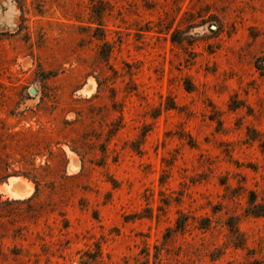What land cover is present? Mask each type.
Masks as SVG:
<instances>
[{
	"label": "rangeland",
	"instance_id": "374dc122",
	"mask_svg": "<svg viewBox=\"0 0 264 264\" xmlns=\"http://www.w3.org/2000/svg\"><path fill=\"white\" fill-rule=\"evenodd\" d=\"M0 264H264V0H0Z\"/></svg>",
	"mask_w": 264,
	"mask_h": 264
},
{
	"label": "bare ground",
	"instance_id": "6f19581e",
	"mask_svg": "<svg viewBox=\"0 0 264 264\" xmlns=\"http://www.w3.org/2000/svg\"><path fill=\"white\" fill-rule=\"evenodd\" d=\"M32 189V186L31 185H28V187H25V186H21V188H17V189H11V195L12 196H16V197H21V196H24L28 193H30Z\"/></svg>",
	"mask_w": 264,
	"mask_h": 264
},
{
	"label": "water",
	"instance_id": "95a60500",
	"mask_svg": "<svg viewBox=\"0 0 264 264\" xmlns=\"http://www.w3.org/2000/svg\"><path fill=\"white\" fill-rule=\"evenodd\" d=\"M30 94L33 95V96H35L37 94V90L35 88L30 89ZM17 188L20 189L21 186L19 184H15V183L11 187V189H17Z\"/></svg>",
	"mask_w": 264,
	"mask_h": 264
},
{
	"label": "trees",
	"instance_id": "16d2710c",
	"mask_svg": "<svg viewBox=\"0 0 264 264\" xmlns=\"http://www.w3.org/2000/svg\"><path fill=\"white\" fill-rule=\"evenodd\" d=\"M37 189H38V188H36V190H37ZM229 227H230L231 230L234 229L235 226H234L233 220H231V222H230V224H229ZM179 229L182 230V229H183V226H181Z\"/></svg>",
	"mask_w": 264,
	"mask_h": 264
}]
</instances>
